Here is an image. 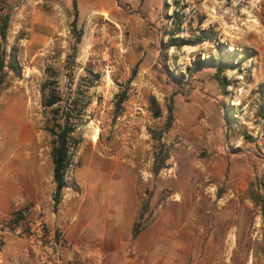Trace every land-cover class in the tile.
<instances>
[{"label": "rangeland", "instance_id": "rangeland-1", "mask_svg": "<svg viewBox=\"0 0 264 264\" xmlns=\"http://www.w3.org/2000/svg\"><path fill=\"white\" fill-rule=\"evenodd\" d=\"M4 14L0 162L11 157L21 191L14 208L26 212L8 227L14 235L36 217L67 235L69 213L81 209L119 230L130 225V239L149 227L156 237V223L167 225L182 264H264V213L252 200L264 198V0H0ZM199 29L212 30L215 42L177 48L170 40L192 41ZM216 42L226 48L221 73L188 72L198 57L218 56ZM49 82L63 112L73 101L82 110L56 209L49 129L57 106H43ZM169 103L173 122L157 141L151 131L164 130ZM161 144L169 159L154 175Z\"/></svg>", "mask_w": 264, "mask_h": 264}, {"label": "crops", "instance_id": "crops-1", "mask_svg": "<svg viewBox=\"0 0 264 264\" xmlns=\"http://www.w3.org/2000/svg\"><path fill=\"white\" fill-rule=\"evenodd\" d=\"M10 158L5 157L0 162V225H3L0 230V264H35L27 253L26 233L18 237L7 226L8 220L19 210L14 208V201L21 196L19 187L12 180ZM128 215L129 211H123L122 219L132 223L135 218L128 219ZM69 216L72 220L67 228V239L82 249L94 247L102 264H182L181 245L172 237L167 225L161 227L156 223L160 230L156 237L149 236V227L141 237L130 239V225L119 230L113 220L110 223L106 217H95L81 209H75ZM64 258L69 259L67 254Z\"/></svg>", "mask_w": 264, "mask_h": 264}, {"label": "trees", "instance_id": "trees-1", "mask_svg": "<svg viewBox=\"0 0 264 264\" xmlns=\"http://www.w3.org/2000/svg\"><path fill=\"white\" fill-rule=\"evenodd\" d=\"M73 8L76 11L77 10V4L75 1H73ZM173 17L179 18L177 12H173L172 14ZM77 15H75V18ZM180 20V18H179ZM8 22H9V15L4 14L1 19H0V36L2 39L5 38L6 36V31L8 28ZM181 25L178 23L176 25V29L179 30V27ZM199 35L196 36L192 41L191 40H179L171 37V41L174 46L177 48H180L184 45H190V46H195L204 41V39H207L209 41H214L216 40L214 36V32L212 30H198ZM79 40V39H78ZM217 43V50H218V56L216 57H211L207 58L204 60H201L199 57L193 62L192 67L188 69V72L190 73H195L200 71L204 67H214V68H219L221 73V68L227 66L222 62L221 58V53H223L226 48L218 42ZM169 47L165 46L164 49H168ZM165 57V55H163ZM12 68L14 67L13 64L11 65ZM231 68V67H229ZM217 79L220 82V85L222 87H225L224 80L220 78L219 75L216 76ZM55 83L49 82L46 85V88H49L48 93L44 96L43 98V106L47 108H54L57 106L55 109H52L54 117V125L49 129L50 134L54 138V142L51 148L50 152V157H51V162H52V178L53 182L55 185V190L52 195V201H53V208L56 209L58 205L60 204L62 198H63V190L67 188V183H66V173L68 171V168L71 166L72 158H73V151L77 148V145L79 144V140L74 138V133L77 128V124L73 120L76 117H80L82 110H75V102H72V105H69L66 107L67 111L63 112L61 109L62 107L59 106L62 103L61 97L58 95L56 88H55ZM152 108L155 107V101L154 99H151L150 101ZM74 111V113H73ZM167 111L168 115L166 118V123L164 125V130L163 131H157V130H152L151 131V136L153 139L160 141V138L162 136V132H165L169 130V128L172 125L173 122V107L172 104L169 103L167 106ZM153 115L155 118H160L162 116V111L159 107H157ZM57 117L60 118L57 120ZM169 159V154L165 150V147L163 144L159 145L158 147V152L156 153L154 157V163L152 166V173L154 175L159 174V172L165 168L166 161ZM253 202L255 203L256 206L260 207V210L262 213H264V198L261 197L259 193H255L253 197ZM262 200V202H260ZM147 209V206L142 207L140 215H139V224L142 223L143 221V210L145 211ZM26 216V212L23 210H17L14 213V216L11 220L7 222V226L11 227L12 225H17L20 221L24 220V217ZM138 234V230L136 229L135 232L133 233L132 237L135 238Z\"/></svg>", "mask_w": 264, "mask_h": 264}, {"label": "built area", "instance_id": "built-area-1", "mask_svg": "<svg viewBox=\"0 0 264 264\" xmlns=\"http://www.w3.org/2000/svg\"><path fill=\"white\" fill-rule=\"evenodd\" d=\"M32 211L36 213L37 209ZM24 238L27 253L36 264H102L95 249L79 248L67 239L61 225L51 224L43 217L34 218Z\"/></svg>", "mask_w": 264, "mask_h": 264}, {"label": "bare ground", "instance_id": "bare-ground-1", "mask_svg": "<svg viewBox=\"0 0 264 264\" xmlns=\"http://www.w3.org/2000/svg\"><path fill=\"white\" fill-rule=\"evenodd\" d=\"M97 135H98V130L94 129V131L92 132L90 138L93 142L97 141Z\"/></svg>", "mask_w": 264, "mask_h": 264}]
</instances>
